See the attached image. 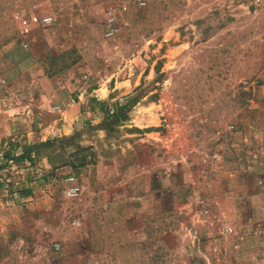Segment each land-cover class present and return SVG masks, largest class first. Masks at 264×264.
<instances>
[{"label":"rangeland","instance_id":"obj_1","mask_svg":"<svg viewBox=\"0 0 264 264\" xmlns=\"http://www.w3.org/2000/svg\"><path fill=\"white\" fill-rule=\"evenodd\" d=\"M0 264H264V0H0Z\"/></svg>","mask_w":264,"mask_h":264},{"label":"built area","instance_id":"obj_2","mask_svg":"<svg viewBox=\"0 0 264 264\" xmlns=\"http://www.w3.org/2000/svg\"><path fill=\"white\" fill-rule=\"evenodd\" d=\"M110 13V12H109ZM112 16H109V22L112 21ZM30 19H32L33 21H37V18L35 15H32L30 17ZM41 21L43 23H49L51 21V17L50 16H45V17H42L41 18ZM21 22L22 24L24 25V27H26L27 25V21L25 19H21ZM112 32V31H111ZM55 108H58L57 106ZM74 178L73 176H69L67 178V181L71 182V185L66 189V194L70 195V196H75L78 194L80 188L78 185H76L74 182H73Z\"/></svg>","mask_w":264,"mask_h":264},{"label":"trees","instance_id":"obj_3","mask_svg":"<svg viewBox=\"0 0 264 264\" xmlns=\"http://www.w3.org/2000/svg\"><path fill=\"white\" fill-rule=\"evenodd\" d=\"M129 103L130 102L128 101V102L120 105V108H121L120 112L121 113H126L128 111Z\"/></svg>","mask_w":264,"mask_h":264}]
</instances>
